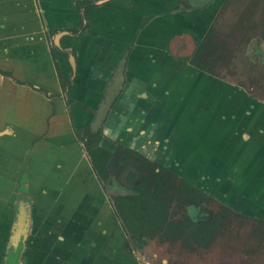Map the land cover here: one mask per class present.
Returning <instances> with one entry per match:
<instances>
[{"label":"crops","instance_id":"crops-1","mask_svg":"<svg viewBox=\"0 0 264 264\" xmlns=\"http://www.w3.org/2000/svg\"><path fill=\"white\" fill-rule=\"evenodd\" d=\"M77 1L0 0V182L6 183L0 188V240L19 211L23 176L30 191L34 177L40 183L35 190L36 198L37 192L42 195L43 209L32 215L40 217L50 208L58 212L59 220L53 215L56 218L47 224L53 223L59 233L44 230L43 241H55V233L68 248L71 242L94 240L98 226L114 220L112 205L75 132L94 120V114L75 103L68 105L53 49L64 78L73 79L69 96L89 108L109 110L106 133L116 143L138 149L185 177L239 178L246 176L242 167L252 169L247 176L258 177L260 165L264 167V115L254 111L252 98L238 89L227 94V86L216 87L226 85L224 81L192 63L177 69L178 57L171 52L181 47L185 34L203 35L219 15L233 11L234 0H94L98 5L91 26L81 34L75 33L81 26ZM144 17L149 19L122 63ZM246 101L249 108L244 107ZM208 110L212 115L204 122L202 113ZM220 125L225 139L219 148ZM233 141L240 146L233 144L234 150L227 152ZM241 153L258 154V166L248 168L235 160ZM254 182L250 188L256 192L261 183ZM48 199L61 207L47 205ZM102 232L111 241L106 247L111 255L121 250L123 244L116 246L111 238L113 230ZM26 251L17 264H34L27 261ZM50 256L47 253L49 264ZM5 260L6 255L3 264ZM73 264L79 262L73 259Z\"/></svg>","mask_w":264,"mask_h":264},{"label":"rangeland","instance_id":"rangeland-1","mask_svg":"<svg viewBox=\"0 0 264 264\" xmlns=\"http://www.w3.org/2000/svg\"><path fill=\"white\" fill-rule=\"evenodd\" d=\"M233 5L234 10L219 15L211 30L208 29L203 35L185 34L181 47L173 48L171 52L178 57V63L175 64L177 69L190 62L192 57L213 78L220 79L224 81L223 84H226L216 86L217 88L227 86L225 88L227 94H231L233 89H238L252 98L257 106L253 109L261 111L259 112L261 116L264 115V0H234ZM195 24L199 27L198 22ZM204 35L205 38L202 39ZM199 36L202 37L198 38ZM212 89H214L213 84ZM245 98L243 96L242 100ZM246 105L244 107L249 108L251 103L246 101ZM101 113L98 118L99 126L102 125L105 116ZM211 115L209 110L202 113L203 121L210 120ZM210 129L214 130V127ZM210 129H204L205 137L210 136ZM218 134L220 148L225 139L221 125ZM229 140H234V136ZM233 144L236 147L240 146L239 142L233 141L225 148L227 152L234 150ZM258 158V154L249 156L247 153L234 157L248 168L258 166ZM130 168L133 170L131 174L129 167L122 165L118 181L109 182L107 200L110 202L108 195L113 197L119 194L136 193L134 188L141 181L150 191L161 189L165 191L163 196L165 199L163 215L159 223H146L142 226L139 225L140 223L139 226L131 223L132 226L125 230L124 221L113 209L114 220L110 222L113 228L110 223L98 226L96 229L99 232L95 233L94 240L85 238L86 240L82 243L71 242L68 248H72L73 251L70 252L68 245L58 240L55 233V241H47L49 238L42 240L41 234L45 233L44 230L48 231L52 228L55 231L56 227H53V223L48 225L47 221L56 217L59 220L58 212L53 214L50 208L46 209V214L40 217H37V212L34 216L32 215V211L43 209L39 206L41 203L39 198L42 195L37 192L38 198H36L35 190L40 188V183L38 178L34 177L31 181L34 188L30 191V186H27L28 179L23 176L17 197L19 211L0 240L2 257L0 264H3L5 255V264L10 263L8 259L10 251L20 257L25 250H27V261L30 263L34 261V264H43V262L49 264L47 253L52 255L50 256L51 264H73V259L79 264H96L97 260H101V264H264V192H261L264 191L263 165L259 167L261 173L258 171V177L253 178L247 176L252 173V169L246 171L247 168L244 167L239 168L241 170L239 171L244 172L246 176L242 174L239 178L233 175L226 178L216 175L204 179L186 177L198 183L201 181L200 184H204L210 190V196H205L196 203L192 202L187 194H180L177 187L180 185V180H170L167 172L163 171V175L169 179L168 182L164 180L161 182L153 180L151 166L140 164ZM209 179L210 181L207 182ZM253 181L261 183L256 192L250 188V183ZM1 183L5 185L0 187L3 190L6 183L4 181ZM221 184H223L222 187H220ZM235 184L239 190L234 189L237 188ZM220 190L227 193H221ZM44 199H42L43 204ZM47 202V205L51 207H61L58 206V202L54 203L49 199ZM110 204L112 205L111 202ZM101 219L104 223L107 222L100 215L99 220ZM190 220L201 222L202 225H198L197 227L200 226L198 229L196 225L189 224ZM103 229H108L109 232L113 230L111 238H114L113 242L116 246L123 244L120 247L121 250L114 255L110 254L111 250L106 249L108 244L111 246V241L106 240L107 236L102 232ZM128 238L131 239L134 250L126 249L125 244ZM48 245L51 249L45 251L44 247ZM34 252H37L36 256Z\"/></svg>","mask_w":264,"mask_h":264},{"label":"trees","instance_id":"trees-1","mask_svg":"<svg viewBox=\"0 0 264 264\" xmlns=\"http://www.w3.org/2000/svg\"><path fill=\"white\" fill-rule=\"evenodd\" d=\"M95 3L92 0H79L76 3L77 8L80 10V16L82 18V24L80 29H78L75 33L80 34L84 33L91 24V15L92 11L95 7ZM144 25V23L142 24ZM53 57L56 62V67L58 69L60 82L63 86V88H66V85L69 84L67 81H65L62 77V73L59 67V63L57 61V54L56 52L52 51ZM7 74V72H4ZM10 74V73H9ZM71 86V83H70ZM68 103L74 102L73 99L70 97L68 98ZM78 105L82 106L83 108H86L84 105H82L80 102H76ZM101 135H103L102 130L98 132V138L96 142L100 139ZM84 137L87 139L88 142V151L92 160V164L94 169L97 171L98 174H100L102 177H105L106 172L108 173V163L111 158V151L108 149L99 146L97 143L92 140V135L88 129L84 131ZM84 138V139H85ZM92 142H94L95 145H91ZM132 154H137L139 158H136V161L143 165L151 166V170L153 173V180H160L161 182H168V178L165 175H162L163 172L157 171V166L150 162L147 158L143 157V155L136 150H132L130 148H126V151H124L122 155V160L126 161L128 157H131ZM139 164V165H140ZM170 172V171H169ZM175 178V175L171 172L170 180ZM164 180V181H163ZM136 193L130 194V195H122L115 197V206H116V213L120 216V218L124 221L125 225L127 227H131L133 223L134 226H142L144 224H154L155 222L159 223V219L161 217L163 212V201L165 198L163 196L165 195V191H162L161 189H157L155 191H150L148 188L145 187L143 182L141 181L135 188ZM184 194H187L189 197H192L193 195H203V191L199 189L198 187L194 186L190 182H182L180 185V190ZM140 223V224H139ZM139 224V225H138ZM189 224L196 225V228L198 225H202L201 222L199 223H192L189 221ZM187 227V225H186ZM21 257V255H20ZM19 256H15L12 251L8 254L9 264H17L20 261ZM8 264V262H7Z\"/></svg>","mask_w":264,"mask_h":264},{"label":"flooded vegetation","instance_id":"flooded-vegetation-1","mask_svg":"<svg viewBox=\"0 0 264 264\" xmlns=\"http://www.w3.org/2000/svg\"><path fill=\"white\" fill-rule=\"evenodd\" d=\"M93 2H94V0H92ZM112 1V0H111ZM107 2V1H106ZM96 5H95V7L98 5V3L97 2H94ZM94 7V8H95ZM93 11H94V9H93ZM93 11H92V13H93ZM148 17H144L143 18V20H142V23L140 24V26H139V28H138V30H137V33L135 34V36L133 37V41L131 42V44H130V46H128L127 47V49L124 51V54H123V56H122V58H121V61H122V63H124V62H126L127 60H128V58H129V55H130V52H131V50H132V48L135 46V42H136V38H137V36H138V33H139V31H141L144 27H145V24L147 23V21H148ZM91 23H92V15H91ZM144 23V25H142ZM81 24H82V18H81ZM90 26H91V24H90ZM81 27V26H80ZM90 28V27H89ZM88 28V29H89ZM87 29V30H88ZM212 29V27L211 28H209V30H211ZM86 30V31H87ZM85 31V32H86ZM84 32V33H85ZM81 34V33H80ZM208 35V34H207ZM205 38V35L202 37V39H204ZM200 46V45H199ZM172 50V49H171ZM56 52V51H55ZM63 53H64V59L65 60H67V61H69V59H70V54H69V52L68 51H63ZM56 54H57V61H58V63H59V67H60V70H61V64H60V61H59V56H58V53L56 52ZM73 55L74 56H77V54L76 53H73ZM190 62L195 66V67H197V68H199V69H201V70H204V71H207L205 68H203V67H201V66H199L195 61H194V59L192 58V57H190ZM61 73H62V71H61ZM72 74V76L75 74L74 72H72L71 73ZM62 77H63V79L65 80V81H67V83H69V84H67L66 85V88H63V86H62V88H63V90H64V92L66 93V99L68 100V98L70 97L69 96V92H70V89L72 88V85H73V79H72V77L70 78V79H65L64 78V76H63V74H62ZM70 83H71V86H70ZM71 99H73L74 100V102H72V103H75V104H77L76 102H80V101H77V100H75L74 98H72V97H70ZM68 102V101H67ZM72 103H68V105H70V104H72ZM81 104H82V102H80ZM78 105V104H77ZM82 105H84V104H82ZM80 106V105H79ZM85 106V105H84ZM82 107V106H81ZM86 108H83V109H88V110H90V112H92L93 114H94V120H91L90 122H87V124H85L84 125V127H82L81 129L80 128H76V130H75V132H76V135L78 136V138L80 139V142L82 143V146H83V148H84V150L86 151V152H88V154H89V151H88V142H87V139L84 137V131L86 130V129H88L89 131H90V133H91V135H92V140L95 142V144L97 143L99 146H102V147H104V148H106V149H108L109 151H111V153H112V155H111V158H110V160H109V163H108V173L106 172V174H105V177H102L100 174H98L97 173V171L94 169V167H93V164H92V160H91V157H90V161H91V165H92V168H93V171H94V173H95V175H96V177H97V179H98V181H99V183H100V186L102 187V189L104 190V192H105V194H108V187H107V185L109 184V182H111L112 180H116V181H118V179L120 178V175H121V173H120V171L122 170V165H125V167L127 168V167H129V169H130V171H129V173L131 174L132 172H133V170H132V168H130V166H135V167H137V166H139V164L140 163H138L137 161H136V158H139V156H137V154H132L131 155V157H128L127 158V160L126 161H123L122 160V155H123V153H124V151H126V148L128 147V148H130V149H132V150H136L137 152H139V153H141L142 155H143V157H145V158H147L150 162H152L153 164H155L156 166H157V171L158 172H163V171H165V172H167L168 174H169V177H170V175H171V172L175 175V178H173V180L174 179H179L180 180V185L182 184V182L184 181V182H190V183H192L194 186H196V187H198L199 189H201L202 191H203V195H200V196H197V195H193L192 197H190L192 200V202H194V203H196L198 200H200V199H203L205 196L206 197H208V196H210V194H209V192H210V190H209V188L207 187V186H205L204 184H200V182L198 183V182H196V181H194V180H192V179H188V178H186L185 176H183V175H181L178 171H176L175 169H172L171 167H169L168 165H166L165 163H162V162H160V161H158V160H154V159H151V158H149V157H147V155L146 154H144L143 152H141L140 150H138V149H135V148H133V147H131V146H128V145H126V144H121V143H116L111 137H109L108 135H107V133H106V123H107V115H108V111L109 110H107V109H105L102 113H104V119H103V121H102V125H98V118H99V114L101 113V110L98 108V109H92V108H89L88 106H85ZM109 109V108H108ZM101 113V114H102ZM100 130H102V132H103V135H101V137H100V139L98 140V142H96V140H97V138H98V132L100 131ZM85 138V139H84ZM86 141V143H84ZM94 142H92V144L91 145H95L94 144ZM87 145V147H86V145ZM89 156H90V154H89ZM132 160V161H131ZM170 171V172H169ZM162 175H163V173H162ZM180 185L179 186H177V187H179V189H178V191L180 190ZM180 192V191H179ZM135 194V193H134ZM180 194H181V192H180ZM122 195H130V194H119V195H115V196H113L114 197V199H112L113 197L112 196H110V195H108V197H109V200H110V202L112 203V206H114L113 207V209H115V212H116V206H115V197H117V196H122ZM117 214V213H116ZM117 216L120 218V216L117 214ZM190 222H192V223H199V222H195V221H193V220H190ZM128 227L125 225L124 226V229L126 230ZM125 246H126V249L127 250H134L133 248H134V246H133V243H132V241H131V239L130 238H128L127 239V242H126V244H125ZM138 250V249H137ZM21 258H22V254H21V257H20V260H21Z\"/></svg>","mask_w":264,"mask_h":264}]
</instances>
